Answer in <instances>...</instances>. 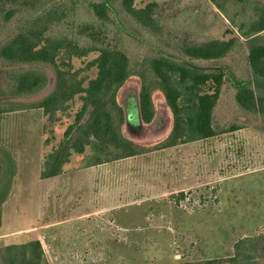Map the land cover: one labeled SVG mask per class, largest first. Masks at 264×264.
<instances>
[{
    "label": "rangeland",
    "instance_id": "1",
    "mask_svg": "<svg viewBox=\"0 0 264 264\" xmlns=\"http://www.w3.org/2000/svg\"><path fill=\"white\" fill-rule=\"evenodd\" d=\"M149 1L157 2L161 37L123 18L149 43L167 46L170 40L174 45L178 35L188 30L182 27L188 16L197 31L187 34L199 40L228 37L225 32L230 26L241 43L223 64L237 75L248 73L249 39L237 26L251 21L256 15L254 4L263 5L264 0L245 5L230 0L232 19L211 0H137V4ZM27 6L10 22L0 20V37L28 16L32 7ZM78 11V16H72L78 22H52L46 33L77 32L87 26L86 33L101 32L104 41L128 47L134 55L146 53L115 25L95 23L84 6ZM260 34L264 41V32ZM75 65L81 62L76 60ZM24 67L0 58V98L5 97L1 90L7 88V71ZM90 74L95 76L96 70ZM137 87L138 79H129L119 101L129 107L137 100ZM232 94L230 84H225L214 114L217 128L239 123ZM153 98L157 117L151 127L165 126L156 134L142 128L140 141L150 148L172 125L163 95L155 92ZM80 102L76 100L72 111ZM0 106L10 104L0 101ZM67 124L66 120L52 124L39 109L0 114V157H8L11 173V189L1 206L0 248L38 237L50 264H189L231 255L239 238L264 232V127L256 117H248L234 131L97 166L81 167V156L74 154L65 174L49 183L39 175L42 159ZM52 126L55 137L47 145ZM82 219L89 223L88 237H81Z\"/></svg>",
    "mask_w": 264,
    "mask_h": 264
},
{
    "label": "trees",
    "instance_id": "2",
    "mask_svg": "<svg viewBox=\"0 0 264 264\" xmlns=\"http://www.w3.org/2000/svg\"><path fill=\"white\" fill-rule=\"evenodd\" d=\"M15 1L0 0L2 22H10L21 13L23 5L32 8L25 19L0 37V58L25 67L7 71V88L1 90L5 97L0 101L10 106H0V114L39 109L52 124L68 121L62 137L43 156L41 178L64 173L74 154L81 156V167H92L234 131L243 127L248 117H256L264 127V41L260 38V32H264V4H254L255 17L237 26L249 39V70L246 75H237L223 64L224 58L241 43L230 26L225 32L228 37L199 40L195 34H187L197 31L192 28L194 19L184 17L183 31L188 30L178 35L174 45L169 40L167 46H158L124 23L123 18L161 37L156 1L138 5L137 0H21L20 4L8 5ZM211 1L220 13L231 18L230 0ZM232 1L242 5L250 2ZM83 6L95 23L115 25L136 45L145 47L146 53L134 55L128 47L104 41L101 32L86 33L87 26L77 32L46 33L52 22L75 21L72 16H78ZM93 53L96 56L88 59ZM76 60L81 65L76 66ZM92 69L96 70L95 76L90 74ZM133 77L139 81L135 88L137 100L127 107L119 101L120 90ZM227 83L233 89L231 102L238 109L239 123L220 129L215 125L214 114ZM155 92L163 95L172 125L150 148L140 141L142 128L156 134L165 126L161 124L159 130L151 127L157 117ZM77 99L81 101L79 107L72 111ZM54 137L52 126L45 144ZM3 156L0 224L1 206L11 189L10 162ZM0 264L50 263L41 240L34 238L0 248ZM189 264H264V232L239 238L231 255Z\"/></svg>",
    "mask_w": 264,
    "mask_h": 264
},
{
    "label": "crops",
    "instance_id": "3",
    "mask_svg": "<svg viewBox=\"0 0 264 264\" xmlns=\"http://www.w3.org/2000/svg\"><path fill=\"white\" fill-rule=\"evenodd\" d=\"M63 174H65V173H62V174H60V175H56V176H52V177L41 178V179L44 180V181H49V183H51V181H52V182H55L56 179H57V177H59V176H61V175H63ZM72 176H73V175H72ZM75 176H76V177H79V176H77V175H75ZM78 228H79V230H81V231H80V233H81V237H83V236L88 237L89 223H88L87 221H84L83 219L80 220V222L78 223ZM35 238H38V237H35ZM32 239H33V238H32ZM226 256H227V255H226Z\"/></svg>",
    "mask_w": 264,
    "mask_h": 264
}]
</instances>
